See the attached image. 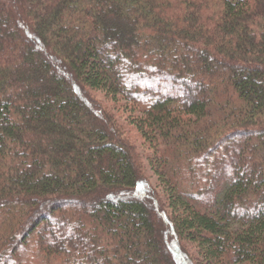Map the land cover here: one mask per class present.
Masks as SVG:
<instances>
[{
	"label": "trees",
	"instance_id": "trees-1",
	"mask_svg": "<svg viewBox=\"0 0 264 264\" xmlns=\"http://www.w3.org/2000/svg\"><path fill=\"white\" fill-rule=\"evenodd\" d=\"M0 264H264V0H0Z\"/></svg>",
	"mask_w": 264,
	"mask_h": 264
},
{
	"label": "rangeland",
	"instance_id": "rangeland-1",
	"mask_svg": "<svg viewBox=\"0 0 264 264\" xmlns=\"http://www.w3.org/2000/svg\"><path fill=\"white\" fill-rule=\"evenodd\" d=\"M95 97H97V99L102 102L103 105H108L114 108L111 111L118 117L119 121L121 122V125L124 126L125 132L127 134V139L135 145V147L143 157V167L145 168V174L148 177L150 183L153 185L155 190L162 198L164 197V199H167L165 187L153 169V150L144 141L140 132L133 124V112L131 113L130 108L127 107V103L123 100L118 102L111 101L101 92L95 93Z\"/></svg>",
	"mask_w": 264,
	"mask_h": 264
}]
</instances>
